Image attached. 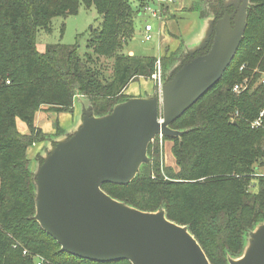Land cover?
Wrapping results in <instances>:
<instances>
[{"label": "trees", "instance_id": "16d2710c", "mask_svg": "<svg viewBox=\"0 0 264 264\" xmlns=\"http://www.w3.org/2000/svg\"><path fill=\"white\" fill-rule=\"evenodd\" d=\"M82 6L96 7L101 16L91 29L88 52L81 56L77 44L61 41L40 52L38 35L51 34L54 18L75 15ZM137 15L130 0H0V264H36L35 255L50 264H132L61 250L34 218L27 150L41 131L35 125L38 111L72 110L79 93L91 101L95 115H104L129 98L124 92L132 81L156 72V56L122 51V37H133ZM101 57L113 58L109 76L98 66ZM256 67L264 71V0H251L243 41L223 76L171 124L187 131L181 138L163 137L174 143L177 168L165 166L162 172L157 141L135 180L103 185L112 197L142 210L164 207L169 219L189 226L212 264H228V254L239 255L244 235L264 218V175H256L264 171V118L263 127L252 126L264 109V83L232 91L246 77L259 81ZM236 111L241 117L233 118ZM18 119L29 133L19 131Z\"/></svg>", "mask_w": 264, "mask_h": 264}, {"label": "water", "instance_id": "95a60500", "mask_svg": "<svg viewBox=\"0 0 264 264\" xmlns=\"http://www.w3.org/2000/svg\"><path fill=\"white\" fill-rule=\"evenodd\" d=\"M250 4L243 0L237 16L209 18L201 34L186 41L187 59L180 54L169 64L158 89L130 96L104 115L75 96L76 121L45 139L49 150L31 169L34 218L62 251L99 262L212 264L189 226L169 219L164 207L142 210L103 185L131 183L150 162L158 135L181 138L187 131L171 124L223 76L243 41ZM241 252L228 254L229 264H264V218L247 232Z\"/></svg>", "mask_w": 264, "mask_h": 264}, {"label": "rangeland", "instance_id": "374dc122", "mask_svg": "<svg viewBox=\"0 0 264 264\" xmlns=\"http://www.w3.org/2000/svg\"><path fill=\"white\" fill-rule=\"evenodd\" d=\"M130 2L135 6L138 15L135 19V33L133 37H122V51L123 53H128L130 56H156L157 62L160 60L161 70L157 64L156 72L153 75L150 77L141 76L135 81H132L124 92L125 97L141 96L146 90L154 87L158 89L161 79H164L165 72L170 66L169 64H173L175 61L179 60L181 58V56L179 57L180 54L185 56L183 49H187L185 47L186 41L190 42L198 37L199 32L204 29L205 24L203 21L206 22L209 18L214 20L213 16L208 18L203 17L208 10L207 6L209 7V5L205 4L204 0H130ZM155 5H160L162 13L161 20L160 18L151 16L147 11L149 6L153 7ZM100 22L101 16L94 6L90 9H84L82 6L77 14L70 15L67 18H54L53 32L51 34L41 33L38 35V50L43 52L48 43L61 41L68 45L77 44L79 54L84 56L89 50L88 42L91 29L98 27ZM63 23H65V30L62 34L61 28ZM149 23H152L154 26V31L152 32L153 38L150 41H145V27ZM98 59V66L101 65V69L105 71L108 76L111 75L113 70V58L101 57ZM255 70H257V72H255ZM253 72L261 75L259 81L254 82L253 80L252 85L254 84V86H257L258 83H261L260 79L264 71L256 67L253 69ZM254 77L255 76H253L252 79H254ZM74 106L71 112L70 110L69 112H46L40 110L36 115L37 123L48 131H55V127H57L58 130L60 128L63 129V123L66 124L70 121L74 123L76 121L79 109ZM17 126L20 132L27 133L28 127L24 121L20 119L17 120ZM38 128L41 131L38 132L37 142L32 144L27 150L28 158L30 159V170L36 166L37 162H40L39 159L41 158L42 151L47 152L49 150L45 139L50 140L52 135L58 133V131H56L51 135L49 132L46 133L41 127ZM42 139L44 140L42 141ZM160 139L158 135L153 143L156 144L158 141V144H160V163L162 165V172L164 173L163 168L165 166L177 168V163L172 152L173 141H164L163 139V143H161ZM151 159L150 157V160ZM246 236L247 233L243 237V245Z\"/></svg>", "mask_w": 264, "mask_h": 264}, {"label": "built area", "instance_id": "2783aa9c", "mask_svg": "<svg viewBox=\"0 0 264 264\" xmlns=\"http://www.w3.org/2000/svg\"><path fill=\"white\" fill-rule=\"evenodd\" d=\"M148 13L153 16V17H157L160 18V20L162 19V13H161V8L160 5H155V6H149L147 8ZM154 31V26L152 23H149L146 25L145 27V32H144V40L145 41H150L153 36H152V32ZM159 69L161 70L160 67V60H158L157 62ZM246 65H242L241 69H245ZM255 72H257V70H255ZM253 76L251 77H246L244 78L242 81L237 82L233 85L232 91L236 94H240L244 91H246L247 89H249L252 86L253 83ZM261 83H264V73L262 78L260 79ZM7 83H10V81L8 80ZM236 117H241V114L236 111V113L233 115V118ZM263 118H264V109L261 111L259 117L254 120L252 122V126L253 127H263ZM160 142L163 143V136L160 135ZM256 175H264V171H259V173H257ZM30 252H28V250H24L23 254L24 255H28ZM34 260L36 264H50L49 261L44 257V256H40V255H35L34 256Z\"/></svg>", "mask_w": 264, "mask_h": 264}, {"label": "flooded vegetation", "instance_id": "af4514ba", "mask_svg": "<svg viewBox=\"0 0 264 264\" xmlns=\"http://www.w3.org/2000/svg\"><path fill=\"white\" fill-rule=\"evenodd\" d=\"M204 1H205L206 5H209V7L207 6L208 10L203 17L208 18V17L213 16V18H214L213 21H216V20L224 17L225 14H228V15L234 14L235 16H237L238 12H239V8L242 6V2H243V0L242 1H240V0H204ZM250 3H251V0H250ZM203 22L206 25V22L205 21H203ZM201 32H199V35L201 34ZM210 44H211V42L209 43L208 46H210ZM204 51H202V52H204ZM187 56L188 55H185V56L182 55V58L185 60V59H187Z\"/></svg>", "mask_w": 264, "mask_h": 264}, {"label": "crops", "instance_id": "0c3cea01", "mask_svg": "<svg viewBox=\"0 0 264 264\" xmlns=\"http://www.w3.org/2000/svg\"><path fill=\"white\" fill-rule=\"evenodd\" d=\"M75 107V106H74ZM77 107V106H76ZM75 107V108H76ZM75 111V110H74ZM39 112V111H38ZM37 112V113H38ZM69 112V111H68ZM70 112H71V110H70ZM37 113H36V115H37ZM19 120V119H18ZM21 120V119H20ZM62 122V121H61ZM74 123H72L71 121L70 122H68V123H66V124H64L63 123V125H62V127L63 128H68L69 126H71V125H73ZM35 125L37 126L38 125V123H37V120H36V118H35ZM55 126V125H54ZM28 127V126H27ZM38 127H43V126H40V125H38ZM50 127V126H49ZM46 133H48L49 132V134H54L56 131H58V128L57 127H55V131L54 130H51V131H48V130H46V129H44V128H42ZM57 129V130H56ZM61 129V128H60ZM23 133V132H22ZM27 133H29V128H28V131H27ZM42 147V146H41ZM40 150H41V148H40Z\"/></svg>", "mask_w": 264, "mask_h": 264}]
</instances>
